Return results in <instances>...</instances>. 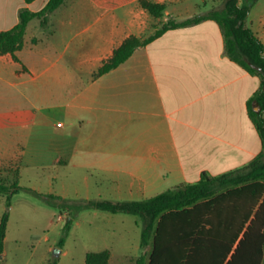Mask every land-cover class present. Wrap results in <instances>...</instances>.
Segmentation results:
<instances>
[{
	"label": "crops",
	"instance_id": "crops-1",
	"mask_svg": "<svg viewBox=\"0 0 264 264\" xmlns=\"http://www.w3.org/2000/svg\"><path fill=\"white\" fill-rule=\"evenodd\" d=\"M36 1L0 0V31L18 22L19 9L47 2L32 7ZM151 1L165 5L162 16L139 0H63L44 26L39 18L27 23L16 58L0 54V179L63 198L72 190L79 200H138L202 171L234 170L263 150L246 105L260 77L229 58L215 20L167 29L95 75L125 38L199 14L190 0ZM258 4L246 25L264 44V12L247 23ZM30 79L40 85L37 97H52V129L18 88ZM47 167L67 168L72 189L62 182L42 192L23 181L28 170Z\"/></svg>",
	"mask_w": 264,
	"mask_h": 264
},
{
	"label": "trees",
	"instance_id": "trees-1",
	"mask_svg": "<svg viewBox=\"0 0 264 264\" xmlns=\"http://www.w3.org/2000/svg\"><path fill=\"white\" fill-rule=\"evenodd\" d=\"M30 2L32 0H24ZM256 0H225L221 9L174 20L168 19L145 38L131 35L113 50L111 57L102 63L95 75H101L125 61L139 46L170 28L215 20L224 36V48L229 58L260 77L259 88L247 100V113L254 123L263 144L247 164L218 175L200 173L194 182L166 189L151 197L138 200L80 199L71 200L54 194L37 193L47 203L74 212L94 207L112 213H128L138 217L140 245H150L147 253L137 257L135 264H264V44L246 25L250 7ZM63 0H47L37 10L21 8L18 22L0 31V54L21 48L27 23L33 18L46 24L48 15ZM139 4L152 16L163 15L165 5L151 0ZM258 107L255 109V107ZM20 186L0 179V194L11 196ZM8 222V211L0 219V253L3 249ZM71 226L68 218L64 235L58 246H63ZM110 251H88L85 264H109ZM1 264V262H0Z\"/></svg>",
	"mask_w": 264,
	"mask_h": 264
},
{
	"label": "rangeland",
	"instance_id": "rangeland-1",
	"mask_svg": "<svg viewBox=\"0 0 264 264\" xmlns=\"http://www.w3.org/2000/svg\"><path fill=\"white\" fill-rule=\"evenodd\" d=\"M43 0H37L32 7L38 6ZM225 0H190L189 8L195 13H205L211 9L223 8ZM15 4V3H14ZM264 12V0H259L247 20H255ZM39 83L29 80L24 86L29 94V110L35 109L49 116V127L55 123L52 116V97L45 100L37 97L34 90ZM40 86V85H38ZM29 121L33 120L30 112ZM68 169L58 170L52 167L28 170V178L23 181L36 185L40 191L46 192L50 187L56 190L61 183L69 186ZM58 175L57 180L52 176ZM49 176V178H48ZM83 192L84 186H80ZM67 198H73L72 190ZM77 201L79 199H76ZM10 206L6 205V196L0 194V219L8 211V222L0 253L1 264H85L88 251L110 249L109 264H135L141 254L147 255L150 245H140V226L138 217L128 213H112L94 207L68 212L58 206L47 203L35 192L19 188L11 196ZM68 218L71 226L63 246H58L59 239L64 235V227Z\"/></svg>",
	"mask_w": 264,
	"mask_h": 264
},
{
	"label": "water",
	"instance_id": "water-1",
	"mask_svg": "<svg viewBox=\"0 0 264 264\" xmlns=\"http://www.w3.org/2000/svg\"><path fill=\"white\" fill-rule=\"evenodd\" d=\"M255 109H256V107H255Z\"/></svg>",
	"mask_w": 264,
	"mask_h": 264
}]
</instances>
